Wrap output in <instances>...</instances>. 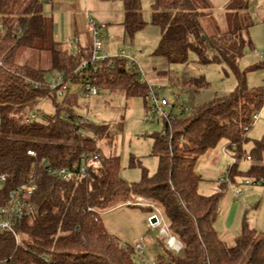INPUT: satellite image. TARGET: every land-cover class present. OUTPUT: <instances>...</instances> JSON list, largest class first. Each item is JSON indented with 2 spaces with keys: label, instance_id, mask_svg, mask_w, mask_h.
<instances>
[{
  "label": "trees",
  "instance_id": "1",
  "mask_svg": "<svg viewBox=\"0 0 264 264\" xmlns=\"http://www.w3.org/2000/svg\"><path fill=\"white\" fill-rule=\"evenodd\" d=\"M13 2L0 0V175H6L0 182V206L17 186L34 182L36 189L27 201L30 213L17 223L19 242L12 234H0V264H136L128 248L107 231L103 215L119 206L154 211L151 206L132 205L138 198L163 212L171 235L182 244L179 253L163 248L155 264H264V234L251 229L245 218L233 246L220 239L214 224L223 193L200 194L203 179L196 171L198 159L220 143L242 158L253 116L264 107V87L249 88L246 72L237 66L247 43L252 44L245 37L251 26L244 13L248 2L229 0L226 29L208 33L203 18L210 10L209 0H151V24L160 29L155 55L171 64L187 63L191 52L200 64L224 62L237 84L229 95L218 96L191 114L169 115L162 131L152 135L156 173L150 176L143 170L141 180L134 183L120 177L118 156L84 145L109 136L110 127L78 118L72 109L76 95L67 94L64 105L45 122H25L24 110L37 108L39 99L55 98L57 93L47 88L48 71L18 63V52L22 48L49 52V71L82 85L86 76L75 70L91 59L92 49H59L54 21L44 15L42 0H29L22 10ZM123 4L122 24L132 36L146 25L141 4L139 0ZM91 77L98 88L143 97L148 108L149 86L126 59L100 62ZM176 84L192 97L208 87L204 77H184ZM90 154L100 158L85 177L80 172L85 165L82 156ZM246 157L252 161L246 176L253 184L264 185V137L253 141ZM49 168H67L74 174L64 180L51 175ZM240 174L236 164L229 170L232 180Z\"/></svg>",
  "mask_w": 264,
  "mask_h": 264
},
{
  "label": "rangeland",
  "instance_id": "2",
  "mask_svg": "<svg viewBox=\"0 0 264 264\" xmlns=\"http://www.w3.org/2000/svg\"><path fill=\"white\" fill-rule=\"evenodd\" d=\"M141 4L142 20L146 23L143 29L132 36L127 34L123 27L124 4L123 0H80L81 13L101 28L104 37L103 46L107 56L125 58L128 64L138 70V78L147 83L150 89L159 96V101L165 99L168 106L164 107L167 115L183 116L191 114L192 110L212 102L216 97L229 95L234 91L237 81L232 69L224 62L200 64L194 53H190L189 60L184 64H171L163 56L154 54L160 39V29L151 24V0H139ZM229 0H209L210 10L203 18V25L208 33L226 29V6ZM248 8L244 13L249 17L251 24L246 39L243 56L238 60L240 71L246 72V81L249 88L264 87V0H246ZM17 2V3H16ZM29 0H14L15 8L21 9ZM43 13L53 19L59 30L58 40L72 36L73 11H67V21L62 20L65 12L59 7H53L47 0H42ZM76 21L78 22V18ZM89 30V28H87ZM63 37V38H64ZM83 44V35L79 36ZM59 49H63L59 47ZM76 51V49H75ZM17 62L29 64L47 70L46 79L51 80L59 76L51 68L50 54L47 51L22 48L17 55ZM184 77H204L208 87L200 90L193 97L181 89L179 84ZM67 88L58 93L55 98L39 99L36 112V121L45 122L47 116L55 114L57 108L65 103L67 94L76 95L72 109L78 118L87 119L93 124H105L110 127L109 136L96 139L86 147H97L103 155L118 156L120 158V177L127 183L139 182L143 170L153 176L158 169V158L152 152V135L162 131L164 119H151L150 97H127L120 91H111L99 87V93L85 97L81 94V85L67 81ZM28 115L29 110H24ZM258 120L248 131V142L243 145L245 155L238 159L233 151L220 143L201 156L196 164V171L202 176L198 191L204 196L222 192L219 214L215 221V229L221 240L233 246L240 233L242 221L246 220L249 227L259 234H264V185H255L246 176L252 161L247 159L253 141L264 137V107L258 112ZM237 165L241 173L232 180L229 170ZM249 181V184H246ZM223 184V185H222ZM241 192L237 198L235 191ZM138 200L132 201V205ZM154 209V208H153ZM163 218L160 209H154ZM153 211L152 213H154ZM146 209L139 207L119 206L110 208L103 215L104 226L107 231L118 238L120 244L131 252L136 264H155L157 257L166 248V239H162V226H152ZM165 220V219H164ZM171 235V233L169 232ZM19 239L16 240L19 242ZM143 239L146 247L142 252L134 250L135 244Z\"/></svg>",
  "mask_w": 264,
  "mask_h": 264
},
{
  "label": "built area",
  "instance_id": "3",
  "mask_svg": "<svg viewBox=\"0 0 264 264\" xmlns=\"http://www.w3.org/2000/svg\"><path fill=\"white\" fill-rule=\"evenodd\" d=\"M90 31H91V49H92V56L90 60L82 62V64L75 70V73L85 74V83L81 85V94L85 97L90 98L93 95L99 93V88L97 87L96 79H92L91 74H94L95 71L99 68V63L104 62L105 60L110 58L107 56V53L103 46V39L104 37L101 34V28L98 27L96 24L90 22ZM73 42H71V45ZM125 59V58H124ZM1 66V63H0ZM66 83L59 74V76L54 77L51 82L47 85V88L51 91H56V93H63L67 88ZM148 97H150V111L153 117L151 119L156 120L157 122L160 121V118L167 120L169 115H167L164 111V107L168 106V102L165 99H161L159 101V96L156 92L149 88ZM36 112L35 109L29 110L28 115L25 117V122L30 123L34 119H36ZM259 116L258 113L253 116V123L258 120ZM2 124V119L0 118V125ZM83 135H88L87 132H83ZM30 155H35L34 152H29ZM100 158L97 154H90L89 157L86 155L82 156V159L85 161V165L80 168L81 175L88 177L90 174L88 173L89 166L97 161ZM250 160V158H247ZM46 167V163L43 164ZM75 169V167H74ZM73 169V170H74ZM48 172L51 175H57L60 178L66 180L70 178L74 172L67 168H59L53 169L49 168ZM6 180V175H0V182ZM249 181H246V184H249ZM36 186L34 182H28L27 184H23L13 188L9 192V197L5 204L0 206V234H12L16 240H18L19 236L17 234V223L21 220L26 214H29V209L27 205V201L32 196L33 192L35 191ZM241 192L239 190L235 191V196L238 198ZM134 205H144V206H151L155 208L152 204L146 203L141 198L137 199ZM130 204V203H129ZM155 211V210H154ZM152 218H156V222L152 226H162L163 228L160 231V236L162 239H166V246L173 252L179 253L182 249V244L179 240H177L174 236L169 234L168 226L164 220V218L155 211L149 217V221ZM174 241V242H173ZM146 247V244L143 239H140L134 247L135 251L142 252Z\"/></svg>",
  "mask_w": 264,
  "mask_h": 264
},
{
  "label": "crops",
  "instance_id": "4",
  "mask_svg": "<svg viewBox=\"0 0 264 264\" xmlns=\"http://www.w3.org/2000/svg\"><path fill=\"white\" fill-rule=\"evenodd\" d=\"M48 2L52 4V8L57 6L61 9V11L65 12L66 19L64 16H61L60 24L64 23L62 21L63 19L67 21V15H66L67 11L69 10L73 11L72 33H71L72 37L71 38L64 37V33L62 31L61 32L63 34L62 41H59L58 35L60 32L57 26L55 25V28H54L55 38L60 43V47L63 49H67L71 52H76L79 49V47H90L91 48L92 38H91V31H90L89 23L90 22L93 23V21L88 19L87 16L85 17L83 14L76 15L77 12L81 13L82 11V8H81L82 5H81L80 0H49ZM75 17L78 18V22L76 21ZM87 28H89V30H87ZM81 35H83V38H84L83 44L81 43L80 38H79V36ZM71 42H73L72 45H71Z\"/></svg>",
  "mask_w": 264,
  "mask_h": 264
},
{
  "label": "water",
  "instance_id": "5",
  "mask_svg": "<svg viewBox=\"0 0 264 264\" xmlns=\"http://www.w3.org/2000/svg\"><path fill=\"white\" fill-rule=\"evenodd\" d=\"M155 222H156V218H152L150 221L151 224H154Z\"/></svg>",
  "mask_w": 264,
  "mask_h": 264
},
{
  "label": "bare ground",
  "instance_id": "6",
  "mask_svg": "<svg viewBox=\"0 0 264 264\" xmlns=\"http://www.w3.org/2000/svg\"><path fill=\"white\" fill-rule=\"evenodd\" d=\"M174 242V241H173Z\"/></svg>",
  "mask_w": 264,
  "mask_h": 264
}]
</instances>
